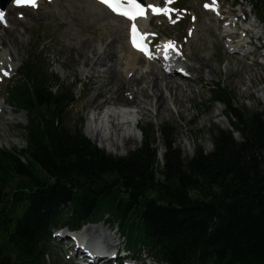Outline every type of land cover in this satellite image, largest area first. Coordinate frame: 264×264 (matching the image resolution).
<instances>
[{
    "label": "trees",
    "instance_id": "trees-1",
    "mask_svg": "<svg viewBox=\"0 0 264 264\" xmlns=\"http://www.w3.org/2000/svg\"><path fill=\"white\" fill-rule=\"evenodd\" d=\"M22 78L9 95L28 116L26 147L0 149V264H44L53 228L104 215L131 249L142 245L160 263L264 264V111L247 112L217 83L211 100L224 105L232 129H211V151L196 146L184 158L175 129L161 125L160 162L143 128L125 156L67 128L61 116L73 92L55 90L58 80L34 57Z\"/></svg>",
    "mask_w": 264,
    "mask_h": 264
},
{
    "label": "rangeland",
    "instance_id": "rangeland-1",
    "mask_svg": "<svg viewBox=\"0 0 264 264\" xmlns=\"http://www.w3.org/2000/svg\"><path fill=\"white\" fill-rule=\"evenodd\" d=\"M42 1L38 10H34L32 7L29 8V11L35 14L32 20H28V23L17 22V24H13L14 29L10 31L14 34L27 32L23 44L18 46L20 61H17V68L21 63L23 65L30 62L31 58L34 57L36 64L40 63L43 72L58 80L59 86L58 88L55 86V90H61L62 87L71 90L73 92L72 102L62 112V122L71 130H79L91 143L97 145L86 136L85 130L89 118L88 102L95 94L102 76L82 77L80 74L81 59L66 51L65 39L69 35L66 33L69 32L72 34L71 36H75L77 41H83L85 36L94 41L97 40L100 38L98 26L100 23H105V20L109 18L106 13L108 11L102 6H96L94 0ZM208 1L178 0L175 5L184 11H178L171 18L164 15L144 16L145 29L152 36H156V41L170 40L177 42L183 51L184 57L182 60L190 66V69H187L190 75L189 78L174 76V73L169 75L159 74L162 77L171 76L170 78L175 79L179 84L176 93V104H172L170 90H166L165 81H161L158 85L161 89L159 93H162L166 105L161 108L160 113L149 111L139 120L138 127L148 132L147 141H149L150 146L158 148L160 162H162V155L165 152L159 134L161 125H169L175 129L174 145L180 149L184 158H190L196 146L201 147L205 152L211 151L212 144L209 133L211 129H232L229 119L225 116L224 105L211 100L210 90L217 82L228 88L236 102L241 104L247 112L264 111V18H261L263 16L254 15V8L248 0H218L221 5V15L218 17L217 14L204 9V5ZM145 2L159 3L160 6H163L165 0H145ZM9 7L10 2L6 4L5 9ZM25 10H16L15 16L20 17L21 14L26 12ZM237 14L247 15L246 23L239 22L241 28L248 27L249 22L253 20L256 21V25L257 20L261 23V29L252 28L243 39L244 41H251L247 45L245 57H241L243 55L238 56L228 50L226 44L229 41L221 36L223 34V23L235 19ZM88 24L96 26V30H92V26L88 27ZM120 24L122 25L121 28L116 31L111 30L112 32L108 35L104 34L102 37L106 43L113 44L117 49L118 60L115 68L118 72V79L123 83L119 92L128 97L141 96L139 91L135 90L133 92L137 88L133 83L125 84L124 79L126 77L122 72L128 47L127 21L124 19ZM236 36L233 39L235 40L234 44L239 41V38H243L241 31ZM148 66L140 57L135 65L138 71L132 74V78H135L137 72H142ZM21 71L10 74V77H6L0 84V102L3 104L0 111V148L22 150L26 147L20 132V128L27 123L26 114L17 112L16 108L7 105L5 94L10 86L23 84ZM152 89L156 90L152 86L147 90L150 96L152 95ZM2 99H5L4 103ZM153 101L156 103L157 99L154 98ZM175 106L179 109L178 112ZM123 127L125 125L115 127L117 137L123 132ZM135 131L140 135L139 141L129 144L126 148L119 145L118 142L114 153L107 152L103 147L97 146L107 154L125 156L128 152L135 151L140 146L142 134L137 127ZM234 136L237 141L242 140L241 135L237 132ZM104 224L111 228L117 236L116 232L119 227L116 222L113 225ZM103 229L107 231V228ZM102 233L104 234V232ZM104 236L106 235L104 234ZM115 236L113 235V238L106 237L113 242ZM125 241L120 239V244L124 245ZM69 246V244L64 243L60 245L57 243L52 244L51 251L46 256V264H74L72 260L67 259ZM145 253L141 250V257ZM144 263L155 264L151 260H145ZM138 264H143L142 260Z\"/></svg>",
    "mask_w": 264,
    "mask_h": 264
},
{
    "label": "bare ground",
    "instance_id": "bare-ground-1",
    "mask_svg": "<svg viewBox=\"0 0 264 264\" xmlns=\"http://www.w3.org/2000/svg\"><path fill=\"white\" fill-rule=\"evenodd\" d=\"M94 2L97 4L96 6H102L103 8H105L99 2V0H94ZM129 8V12L137 13L132 6H129ZM18 9L25 10L27 9V7L18 8L15 6H10L6 10V18L7 22L10 21L8 22L9 24H4L3 26L0 25V74H3L5 70L8 73H12L18 67L17 61H20L18 46L23 44V40L27 35L26 31L19 34H14L13 32H10L14 29L13 24H17V22L28 23V20H32L35 16V14L32 11H29L28 9L25 10L26 12L23 14V18L16 17L15 13ZM162 9H165V7H163ZM106 13L109 18L105 20V23H100V25L98 26V31H100V38L94 41L88 36H85L83 41H77L75 39V36H71L72 34L68 32L66 33L69 35H67L65 39V49L67 52H71L73 55L75 54L78 58L81 59L80 74L82 77L87 78L96 76L100 77V75L102 76V80L99 86L97 87L95 94L88 102L89 118L86 124L85 134L94 143L103 147L107 152L114 153L118 142L119 145L126 148L129 144L133 142L136 143L139 141L140 135L138 132L135 131V128L138 127L139 120L141 117H143V115L147 114V112L149 111H156L157 113H160L161 108L166 105V101L163 100L162 93H159L161 91L158 86L159 82L165 81L164 86L166 90H170L172 97L171 99L173 100L172 104H176V93L179 84L176 82L175 79L170 78L171 76L162 77L159 74H178V72L180 71H176L175 69H173L165 72L161 68H159V66H157L154 62H148V68L142 70V72H137L136 77L132 78V74L138 71L136 70L135 65L138 62L141 53L127 45V55L125 56L124 61L125 66L122 72L126 77V79H124L125 84L127 83L128 85L130 82L133 83V85L137 87L134 89L133 92L137 90L140 92L141 96L128 97L119 92L123 86V83L120 81V79H118V72L115 68V65L118 60L117 49L113 46V44L109 45V43H106L103 40L102 36L104 34L108 35V33L121 28L122 25L120 23L124 21V17L115 16L111 13L110 15L108 14V12ZM136 15L134 18H132L131 16L126 17L128 18L127 28L129 29V32L133 28L137 27H139L143 31H146L144 20H138ZM236 25V22H234L233 20L223 25L222 29L224 35H222V37L229 38L233 34L234 29H236ZM89 26L92 25L88 24V27ZM250 27L253 29L256 28L253 21L249 22V26L247 27L248 29L246 30L248 31ZM91 28L92 30L94 29V31L96 30V26H92ZM247 45V42L242 41L241 39L237 41L236 45L231 42L226 46L232 53L240 56L245 54ZM164 47L165 45H162L163 50ZM178 52H180V50ZM11 56L12 58H10ZM175 56L178 57L176 54ZM181 56H183L182 53ZM178 61L181 63L182 69L186 71H188L187 69H190V66L186 62H184L180 57H178ZM150 86L156 89H152L151 96L147 93V90ZM154 98L157 99L156 103H154L153 101ZM2 108L3 106L0 102V111L2 110ZM175 108L178 112L179 109L177 108V106H175ZM124 125L125 127H123V132L119 137H117L115 135V127ZM102 226L103 228H106L102 224L89 225L82 229L80 232H78L75 236H78L77 239L80 240H82L84 236H89V238L92 239L98 238L99 241L101 240L103 244H114L117 241L116 236L114 237V241L111 242L106 236L113 238L114 234L109 233L108 235L107 231H104ZM102 232H104L106 236H104Z\"/></svg>",
    "mask_w": 264,
    "mask_h": 264
},
{
    "label": "snow or ice",
    "instance_id": "snow-or-ice-1",
    "mask_svg": "<svg viewBox=\"0 0 264 264\" xmlns=\"http://www.w3.org/2000/svg\"><path fill=\"white\" fill-rule=\"evenodd\" d=\"M103 2L108 4L110 7H113L114 10L119 11V9L116 8L115 4H113V0H103ZM168 2L171 3L172 0H168ZM12 3L16 7H32V8H38L39 7L38 0H12ZM129 3L134 8H136L138 10V12L137 13H131V12L125 11L122 13L123 15L131 16L132 18H134L136 14H143L144 8L142 5L137 3V0H129ZM148 7L152 8L153 11L156 13H162V12L168 11L167 9H162V8L156 7L154 5H148ZM20 16H21V18H23V14H21ZM0 23L7 24L6 11L3 8H0ZM165 47H166V49H174V48H176V45H175V42L169 41ZM165 55H167V52L165 53ZM180 71H183V69H181ZM3 74L8 75L9 73L5 70Z\"/></svg>",
    "mask_w": 264,
    "mask_h": 264
},
{
    "label": "water",
    "instance_id": "water-1",
    "mask_svg": "<svg viewBox=\"0 0 264 264\" xmlns=\"http://www.w3.org/2000/svg\"><path fill=\"white\" fill-rule=\"evenodd\" d=\"M141 1V0H140Z\"/></svg>",
    "mask_w": 264,
    "mask_h": 264
}]
</instances>
